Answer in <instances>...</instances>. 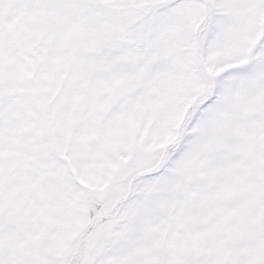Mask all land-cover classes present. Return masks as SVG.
Returning <instances> with one entry per match:
<instances>
[{
  "label": "snow or ice",
  "instance_id": "1",
  "mask_svg": "<svg viewBox=\"0 0 264 264\" xmlns=\"http://www.w3.org/2000/svg\"><path fill=\"white\" fill-rule=\"evenodd\" d=\"M0 264H264V0H0Z\"/></svg>",
  "mask_w": 264,
  "mask_h": 264
}]
</instances>
